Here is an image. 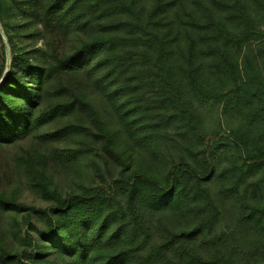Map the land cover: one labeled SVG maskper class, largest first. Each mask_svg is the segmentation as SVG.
<instances>
[{
    "label": "trees",
    "instance_id": "16d2710c",
    "mask_svg": "<svg viewBox=\"0 0 264 264\" xmlns=\"http://www.w3.org/2000/svg\"><path fill=\"white\" fill-rule=\"evenodd\" d=\"M11 148L44 207L0 191V264H264V0H0ZM79 163L116 174L62 192L56 165Z\"/></svg>",
    "mask_w": 264,
    "mask_h": 264
},
{
    "label": "rangeland",
    "instance_id": "374dc122",
    "mask_svg": "<svg viewBox=\"0 0 264 264\" xmlns=\"http://www.w3.org/2000/svg\"><path fill=\"white\" fill-rule=\"evenodd\" d=\"M210 128H214L219 134L226 136L227 128L225 120L219 117L218 111L213 113V117L209 122ZM56 126L52 125L45 131H49ZM38 150L44 151L45 154L52 153L55 149L67 148L70 144L66 140H61L58 143L52 144L51 142L45 141L44 145H40L36 140L33 141ZM15 149L11 148L0 152V191L14 193L17 200L20 203H24L29 206L36 208L44 207V202L36 197V195L30 190L26 179L23 177L22 173L17 170L16 160H15ZM146 158H142L139 154L135 153L133 155L134 168L141 169L142 171H151L153 173H158V175H163L166 170L168 158L166 156H161L154 158L146 154ZM50 165H53L50 163ZM110 173H104L103 171H98L88 165L79 163L75 166H61L56 165L53 176L55 181L59 184L62 192L72 193L78 192L82 187L92 186L102 183L107 180L108 176H114L116 171L113 167L109 168ZM212 191L215 192L216 187H211ZM224 203V202H223ZM223 205L224 212L226 215L230 214V207ZM26 212L21 213V215H16L12 217V214H7L3 218L2 227L3 233L5 235L7 244L12 246L14 249H21L23 246V240L25 238L26 226L23 223L22 216ZM177 222V221H175ZM179 225V224H178ZM180 226H185L184 222H181ZM179 226V227H180Z\"/></svg>",
    "mask_w": 264,
    "mask_h": 264
}]
</instances>
